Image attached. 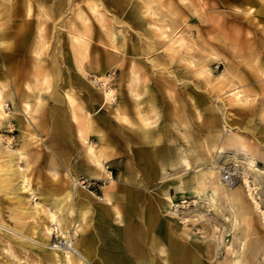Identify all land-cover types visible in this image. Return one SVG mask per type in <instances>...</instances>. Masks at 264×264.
Returning a JSON list of instances; mask_svg holds the SVG:
<instances>
[{
    "label": "rangeland",
    "instance_id": "obj_1",
    "mask_svg": "<svg viewBox=\"0 0 264 264\" xmlns=\"http://www.w3.org/2000/svg\"><path fill=\"white\" fill-rule=\"evenodd\" d=\"M58 1L61 7L51 13L44 0H0V94L10 116L0 117V264H69L64 250L71 264L100 263L83 249L96 224L95 206H109V183L118 205L125 188L139 192L137 209L151 204L183 231L188 248L201 247L205 264H235L237 258V264H264V223L242 186L247 167L241 163L246 153L264 170V0ZM39 5L48 16L42 32ZM77 34L85 37L83 51L72 38ZM177 39L179 44L172 42ZM134 73L157 142L145 144L153 151H115L111 158L114 151L106 149L119 144L121 128L133 135L136 128V105L127 88L137 90ZM106 88L113 94L110 102L102 94ZM64 92L72 97L67 104ZM84 102L94 110L88 138L78 116L85 114ZM109 105L123 106L129 122L116 118ZM75 129L90 147L97 146L102 130L106 173L88 158ZM231 132L233 147L219 153ZM223 156H235L239 165L222 163ZM210 168L229 173L243 204L231 207L220 195L213 211H204L209 191L198 183ZM192 176L197 184L180 183ZM48 212L78 239L77 248L55 244L47 231ZM79 217L82 234L73 237ZM125 222L126 217L112 218L111 226Z\"/></svg>",
    "mask_w": 264,
    "mask_h": 264
},
{
    "label": "crops",
    "instance_id": "obj_2",
    "mask_svg": "<svg viewBox=\"0 0 264 264\" xmlns=\"http://www.w3.org/2000/svg\"><path fill=\"white\" fill-rule=\"evenodd\" d=\"M115 48L117 49L118 46L116 45ZM114 51L119 52L118 49L117 50L114 49ZM140 61H142V59H140ZM135 69L136 68H134V70ZM136 74L137 73H134L133 82L137 90L131 91L129 84L127 86L128 90L130 91L131 97L134 98L135 105H136L135 113L137 116V121L134 122V126H136V128L134 129V135L131 134V132L129 134L128 132H126V130H123L121 128L119 144H116L113 147H110L109 145V148L107 147L106 149L107 153H109V151H114L112 154L110 153L111 158L112 156H114L113 158L116 157L115 151H153V149L147 147L145 144L148 142L151 144H156L157 142L156 140H152L151 138L152 137L151 136L152 132L150 130L151 118L149 116L148 111L142 107V94H145V92L143 93L142 89H140L139 87L140 84H137L140 81V78H138L139 74H137V77H136ZM134 79L136 80V82L134 81ZM142 87L143 86H141V88ZM136 95H138V97H136ZM81 108L85 114H80L78 116L82 118L81 123L85 125L81 126L80 129L85 128L86 123L89 120L91 124L89 130L86 131L87 138H88V132H90L91 127H92V123H91L92 116H90L91 115L90 113L92 112L94 113V110H92L91 108L89 110H86L85 102L83 106L81 104ZM107 108L111 111L112 114H114L116 118L129 122L130 117L128 118V116L126 115L123 106L116 105L114 107L113 106L110 107L109 105L107 106ZM99 118L101 119V115L97 114L95 119H99ZM75 130H76V136L78 137V143H81L79 142L80 140L78 136L79 130L78 129H75ZM103 135L104 134L102 133V130L101 131L99 130L97 133V140H98L97 143L98 144L105 145V140H104ZM137 140H138V143L140 142L143 146L144 145L145 146L139 147V149L135 147L136 146L135 142ZM108 161H110V159ZM149 164L152 166L154 165L153 163H149ZM186 167H187V163H186ZM174 187L179 190V185L177 182L174 184ZM195 187L196 186L194 185V188ZM112 188H113V185L109 183V185L105 187V190H104V196L105 194L108 195L107 197L110 201V205L109 206L107 205L95 206V223L96 224L93 225L94 230L91 236V241L89 240V238H87V240H85L86 245H84V249H83V252L87 250L85 248H89L90 250V253L86 256L88 257L90 254L91 255L94 254V256H97L100 260V263L98 264H107L106 261L102 260L101 253L107 252L110 248H112L113 251L115 252L114 255L116 256L119 264H138V260L136 259L135 253H138V255L141 256V258L144 260V263H140V264H163V263L165 264V262H163L165 258L163 256L164 254L160 252V248H161L160 246H162L164 247L165 250L168 251V253L165 251L167 253L166 256H168L172 260L171 261L172 264H182L181 263L182 261L180 260L182 259V252H184L183 245L185 244L182 245L181 238L177 236V234L175 233V232H178L177 231L178 228L176 227L177 228L176 229L173 226L172 228L171 223L167 224V221L169 223V220L163 219V217L159 215L158 211L151 204H146L140 207L139 209H137V206L135 205L136 204L135 201H137V199L139 198V192L133 189H127V188L124 189L122 196L119 198V200L122 201V204L118 205L117 204L118 202L116 201V198L114 197V193L112 192ZM203 189L208 192L207 189L205 188ZM114 198L115 200L114 202H112ZM170 200L171 199H168L167 201L169 202ZM128 203L130 204V206H128L129 205ZM159 205H160L159 209L165 213L167 204L165 205V203L163 204L162 202ZM114 208L115 210L117 208L119 215H120L119 217L115 215ZM97 212L99 214H97ZM134 214H137L139 216L138 223H135L129 219L130 217H134L133 216ZM145 215H147L149 219L153 221V224L151 227H149V229H145L142 225V219ZM125 217H126V222L122 227L111 226L112 218L125 219ZM86 229H87V224L86 226L84 225V230H83L84 237L86 236L85 235ZM180 234H183V236H185V234L181 230H180ZM199 258L201 259V257ZM200 262L203 263L202 261Z\"/></svg>",
    "mask_w": 264,
    "mask_h": 264
},
{
    "label": "bare ground",
    "instance_id": "obj_3",
    "mask_svg": "<svg viewBox=\"0 0 264 264\" xmlns=\"http://www.w3.org/2000/svg\"><path fill=\"white\" fill-rule=\"evenodd\" d=\"M28 3H30V0H27ZM42 1V0H41ZM44 2H47V3H51V7H49V11H51V13L53 12H57V9L58 7H61L62 5V1H58V0H44ZM14 5L11 7V10L13 9ZM93 7V6H92ZM95 7V6H94ZM37 8V7H36ZM44 7L42 5H39V17H40V32H42V28L44 26V24L46 23L47 19H48V16L45 14L44 12ZM91 9V8H90ZM70 10V8H69ZM92 11L93 13H95L96 16H101V13L98 12L96 10V8H92ZM258 11V10H257ZM251 12V11H250ZM29 14V13H28ZM48 14V13H47ZM250 14V13H249ZM258 14V13H257ZM13 17V16H12ZM84 23V22H83ZM6 24V23H5ZM4 24V25H5ZM7 25V24H6ZM87 27V26H86ZM262 28V27H261ZM1 29V27H0ZM86 29V28H85ZM4 32V31H3ZM75 35V34H74ZM164 35V34H162ZM263 35V33H262ZM6 36V35H5ZM41 37V36H40ZM43 37V35H42ZM41 37V38H42ZM10 38V37H9ZM44 38V37H43ZM76 43L79 45V47L82 49V51L85 49V37L82 36V35H78L77 36H73L72 37ZM11 41V40H10ZM181 40L177 39L175 41H172V42H175V43H180ZM2 42V41H1ZM15 44V43H12V45ZM174 44V43H173ZM14 46V45H13ZM47 46V45H46ZM115 47V45H114ZM171 48V47H170ZM8 49H9V46H8ZM115 49V48H114ZM9 51V50H8ZM11 51V50H10ZM47 53V52H46ZM83 53V52H81ZM40 53H38L39 55ZM59 57V56H58ZM146 57V56H145ZM136 77H137V74H136ZM136 79V78H135ZM134 79V81L136 82V80ZM47 82V81H46ZM104 83V82H103ZM105 85V83H104ZM107 85V84H106ZM28 86V85H27ZM39 87V85H38ZM27 88V87H26ZM107 90H103L102 91V94L104 96V99L107 101V102H110L111 99L113 98V94H112V91L108 88H106ZM2 91V90H1ZM231 95V94H230ZM232 96V95H231ZM62 101L63 103H65L66 101V104L69 103L71 101V96L68 92H64L62 94ZM136 97H138V95H136ZM20 98H23V97H20ZM236 99V98H235ZM113 100V99H112ZM5 101H6V98L3 96V94H0V117H3V118H9L10 116L8 114H6V112H4L3 110V107L5 105ZM36 101L38 103L39 101V98H36ZM21 104V103H20ZM25 107L27 108V110L30 109V106L28 104H24ZM72 105V104H71ZM225 105V103H224ZM6 106V105H5ZM37 107V106H36ZM75 107V106H74ZM78 107V106H77ZM78 109V108H77ZM117 111V110H116ZM138 113V112H137ZM80 114V113H79ZM143 118V117H142ZM100 119V118H99ZM87 120V119H86ZM79 122V121H78ZM140 122V120H139ZM28 122H26V126H30L29 124H27ZM92 123V122H91ZM78 124V123H77ZM149 124V123H148ZM91 126L90 124V120L86 123V126L85 128L89 129ZM225 127V130L227 129L226 127V124L223 125ZM149 127V126H148ZM229 128V127H228ZM81 129H84V128H81ZM79 130V129H78ZM149 130V129H148ZM226 131H231V130H226ZM237 132V131H236ZM232 133V132H231ZM146 135V134H145ZM237 135V134H236ZM233 133L232 135L228 133V135H226V138L223 140L224 141V144L223 146H219L218 147V150H219V153H224L223 151L224 148H230V147H233ZM145 137V136H144ZM152 138V137H151ZM99 139V138H98ZM79 140L81 142L82 145H86V148H85V151H86V155L88 156V158L92 161V163L94 164V166L98 167L99 170L105 172V158H104V154H103V151H105V146H103V144H97V146H87L88 144V141H86V138L84 136H79ZM155 143V142H154ZM237 144H240V143H237ZM238 146V145H237ZM243 145H241L240 147H242ZM236 147V146H234ZM246 147V146H244ZM246 149V148H245ZM249 149V148H248ZM20 155H21V152H18ZM244 160L245 162H242L241 163L244 165H246L247 167V171L245 173L244 171V174L242 175V186L246 189V193L247 195L249 196V199L251 201V203L253 204L252 206H254V209H256V211L258 213H260V216L262 218L261 220V223L263 221L264 223V170H262L261 168L258 167L257 165V160L255 157L253 156H250L248 154H244ZM226 161H233L236 163H239L240 161L234 156H223V159H222V163H225ZM220 162V161H219ZM91 163V164H92ZM217 163V162H216ZM228 163V162H227ZM220 164V163H219ZM226 164V163H225ZM237 165V164H236ZM235 165V166H236ZM239 165V164H238ZM237 165V166H238ZM188 167V165H187ZM242 167V166H241ZM188 169V168H187ZM241 169V168H240ZM243 169V167H242ZM241 169V170H242ZM245 169V168H244ZM243 169V170H244ZM5 171V170H4ZM71 172V171H70ZM106 173V172H105ZM248 174H252L251 176H248ZM21 175V174H20ZM202 175V174H201ZM57 176V175H56ZM202 183H198L197 182V179H195V177H190L189 179H185V180H180V183H189V181L191 183H193L192 181H195V184H200L202 188H205L209 191V196H208V201L204 202V205L206 206L205 207V212H212L213 211V207H214V203L213 201H216L218 197H220L221 195V198L225 199V201L231 206V207H236L237 205V202H241L243 204V199L241 198L242 195L240 194L241 192V189L239 187H235L236 184L234 183H231L230 182H226L223 180V173L219 174V172H217V170H214V169H209L208 172H205L204 175H202ZM22 177H23V180L25 181L26 178H27V175L24 174V172L22 173ZM71 180L73 183H76V176L75 174H72V177H71ZM79 181V180H78ZM205 181V182H203ZM22 183V181H21ZM19 184V183H18ZM20 185V184H19ZM191 185V184H190ZM194 186V184H193ZM199 186V185H198ZM106 192V191H105ZM237 193V194H236ZM68 195V193H67ZM246 195V196H247ZM69 196V195H68ZM108 195L105 194L104 198L107 202V204L110 205V201L107 197ZM239 196V197H238ZM240 200V201H239ZM129 204V203H128ZM240 204V203H239ZM241 204V205H242ZM245 204V203H244ZM240 205V206H241ZM130 206V204L128 205ZM243 206V205H242ZM116 207V206H114ZM132 207V206H131ZM195 207L197 209H200L201 207H199L198 205L195 204ZM134 208V207H133ZM241 208V207H240ZM115 210V208H114ZM88 212V211H87ZM244 212V211H243ZM71 213V212H70ZM97 214H99L97 212ZM39 215V214H38ZM48 219L50 220L51 222V227H48L47 228V231H48V234L50 233L52 236H54V238L52 239L54 242H56L57 240H64V239H67L69 238V242L70 244H68V249L72 247V245L77 248L78 247V239H74L72 238V235L70 233H65L62 228H61V224H62V220H59L57 221L56 219V216L55 214L53 213H50L48 212ZM115 215L117 217H119V212L116 208L115 210ZM100 218V217H99ZM98 218V219H99ZM260 218V219H261ZM198 220V218H196ZM195 219V220H196ZM202 220V218H201ZM226 220V219H225ZM248 220V219H247ZM188 220L187 219H184L183 220V223H186ZM204 221V220H202ZM236 221V220H235ZM83 222H84V219L83 217H79L78 219V222H76L74 224V233L72 232L73 234V237L74 236H77L78 234L82 233V227H83ZM102 222V221H101ZM153 224V221L151 219H149V217L147 215H145L142 219V225L145 229H149V227H151ZM238 226V225H237ZM213 228L214 229H217V227H215L213 225ZM177 229V228H176ZM233 229V228H232ZM255 230V229H254ZM46 231V232H47ZM182 231V230H181ZM177 234V236H179L181 238V242L184 243L185 245H183L184 247V252H182V259L180 261H182L181 263L182 264H203L204 261L201 260L198 255L199 253H201V247L195 243H193L191 245V248L193 250L188 248L186 246L187 244V241H185L184 239L182 238H186L183 236V234H180V231L178 232H175ZM183 237H182V236ZM176 236V235H175ZM176 236V237H177ZM178 237V238H179ZM153 238V237H152ZM156 238V237H155ZM75 240V241H73ZM253 240V239H252ZM147 242V241H146ZM155 242V241H154ZM253 242V241H252ZM161 247V248H160ZM158 248H160V252L162 254L165 253V249L164 247L160 246ZM153 250V249H152ZM232 250V249H231ZM246 252V251H245ZM69 253L68 251H65L64 250V255H65V259L67 261V263L71 264L70 263V256H69ZM114 251L112 248H110L107 252H103L101 253V258L102 260L106 261L107 264H119L118 263V260L116 258V256L114 255ZM232 253V252H231ZM234 253V251H233ZM63 254V252H62ZM83 255H85V253L83 252ZM235 255V254H234ZM135 256H136V259L138 260V264L140 263H144V260L141 258V256L138 255V253H135ZM233 256V255H232ZM85 258V256H83ZM164 258V257H163ZM73 260V259H72ZM202 261L203 263H201L200 261ZM74 261V260H73ZM163 261V260H162ZM172 260L168 257V256H165L164 258V262L165 264H172L171 262ZM238 258L237 260L234 261L235 264H237L238 262ZM205 264V263H204ZM241 264H246V263H243L241 262Z\"/></svg>",
    "mask_w": 264,
    "mask_h": 264
},
{
    "label": "built area",
    "instance_id": "obj_4",
    "mask_svg": "<svg viewBox=\"0 0 264 264\" xmlns=\"http://www.w3.org/2000/svg\"><path fill=\"white\" fill-rule=\"evenodd\" d=\"M223 180L226 182H230V184H231L232 179H231L229 173H227V172L223 173ZM68 243H70V242H68V240L65 241V240L60 239V240H57L55 244L57 246H59L60 248H66V246H68Z\"/></svg>",
    "mask_w": 264,
    "mask_h": 264
}]
</instances>
